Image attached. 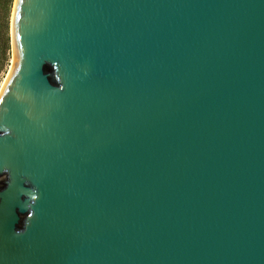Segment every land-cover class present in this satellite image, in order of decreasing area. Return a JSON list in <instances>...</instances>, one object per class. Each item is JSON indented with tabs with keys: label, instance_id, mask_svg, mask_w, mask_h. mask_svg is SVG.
I'll return each instance as SVG.
<instances>
[{
	"label": "water",
	"instance_id": "water-1",
	"mask_svg": "<svg viewBox=\"0 0 264 264\" xmlns=\"http://www.w3.org/2000/svg\"><path fill=\"white\" fill-rule=\"evenodd\" d=\"M0 264H264V0H14Z\"/></svg>",
	"mask_w": 264,
	"mask_h": 264
},
{
	"label": "rangeland",
	"instance_id": "rangeland-1",
	"mask_svg": "<svg viewBox=\"0 0 264 264\" xmlns=\"http://www.w3.org/2000/svg\"><path fill=\"white\" fill-rule=\"evenodd\" d=\"M14 0H0V86L11 61L10 19Z\"/></svg>",
	"mask_w": 264,
	"mask_h": 264
},
{
	"label": "bare ground",
	"instance_id": "bare-ground-1",
	"mask_svg": "<svg viewBox=\"0 0 264 264\" xmlns=\"http://www.w3.org/2000/svg\"><path fill=\"white\" fill-rule=\"evenodd\" d=\"M11 16H12V13H11ZM11 20V19H10ZM8 72V71H7ZM4 80V79H3ZM2 83H3V81H2ZM2 83H1V85H2ZM0 88H1V86H0Z\"/></svg>",
	"mask_w": 264,
	"mask_h": 264
}]
</instances>
